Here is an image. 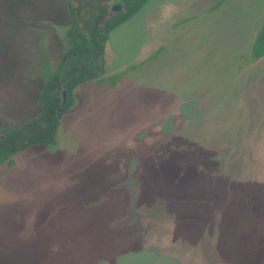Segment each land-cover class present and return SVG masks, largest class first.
I'll list each match as a JSON object with an SVG mask.
<instances>
[{
    "label": "rangeland",
    "instance_id": "rangeland-1",
    "mask_svg": "<svg viewBox=\"0 0 264 264\" xmlns=\"http://www.w3.org/2000/svg\"><path fill=\"white\" fill-rule=\"evenodd\" d=\"M94 5L0 0V130L39 115ZM263 22L264 0H147L114 28L55 144L0 164V264H264Z\"/></svg>",
    "mask_w": 264,
    "mask_h": 264
},
{
    "label": "trees",
    "instance_id": "trees-1",
    "mask_svg": "<svg viewBox=\"0 0 264 264\" xmlns=\"http://www.w3.org/2000/svg\"><path fill=\"white\" fill-rule=\"evenodd\" d=\"M91 18H80L79 7H73L72 23L67 35L71 41L68 50L62 55L57 68L45 73V84L40 95V113L37 117L19 125L6 126L0 130V164H12V156L31 145H53L56 130L62 114L73 104V89L85 80H101L104 67L102 53L108 33L118 24L134 15L147 0H121V7L108 14L107 8L95 0ZM251 54L255 58L264 55V22L256 36Z\"/></svg>",
    "mask_w": 264,
    "mask_h": 264
},
{
    "label": "flooded vegetation",
    "instance_id": "flooded-vegetation-1",
    "mask_svg": "<svg viewBox=\"0 0 264 264\" xmlns=\"http://www.w3.org/2000/svg\"><path fill=\"white\" fill-rule=\"evenodd\" d=\"M121 5H122V1H121ZM132 16H133V15H132ZM132 16H131V17H132ZM129 18H130V17H129ZM129 18H128V19H129ZM128 19H126V20H128ZM126 20H125V21H126ZM121 23H122V22H121ZM118 25H119V24H118ZM118 25H117V26H118ZM117 26H116V27H117ZM116 27H115V28H116ZM111 31H112V30H111ZM111 31H110V32H111ZM110 32H109V33H110ZM109 33H108V34H109ZM106 39H107V37H106ZM102 56H103V53H102Z\"/></svg>",
    "mask_w": 264,
    "mask_h": 264
}]
</instances>
